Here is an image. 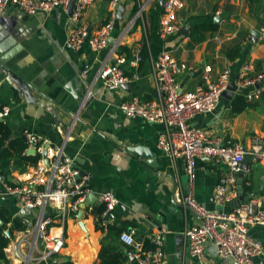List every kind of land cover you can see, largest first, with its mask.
Wrapping results in <instances>:
<instances>
[{"label":"crops","instance_id":"obj_1","mask_svg":"<svg viewBox=\"0 0 264 264\" xmlns=\"http://www.w3.org/2000/svg\"><path fill=\"white\" fill-rule=\"evenodd\" d=\"M160 2L120 0L119 5L125 8L123 19L116 15L109 45L100 51L87 44L79 51L67 47L68 35L77 23L71 22L63 8L36 15L12 6L0 11V15L16 18L10 33L15 43L8 49L14 57L6 65L0 63V106L11 107L5 120L11 130L10 139L29 131L44 142L40 152L47 144L63 149L76 167L90 176V194L96 197L89 204L85 198L80 210L66 221L64 230L59 223L50 229L52 236L65 233L62 253L52 260L31 264H54L57 259L72 264H100L104 247L123 256L125 264H136L134 250L121 240L125 232L133 234L146 249V242L151 244V237L160 234L168 264H237L231 258L221 259L212 243L201 260L188 256L185 231L196 224V217L176 201L177 192L186 194L191 188L185 163L181 159L173 161L158 148L157 138L165 130L163 124L128 118L120 105L134 98L150 101L159 97L152 62L161 52L187 65V70L177 77L183 91H193L203 83L206 66L213 68L215 78L229 68L235 80L246 65L252 67L254 76L264 65V0H184V8L178 12L180 31L166 38L160 35ZM109 17L110 0H94L80 23L95 35ZM196 26L203 28L192 40L190 34ZM254 31L261 34L255 42ZM5 41L0 31V47ZM119 41L123 47L120 53L127 59L123 68L132 80L125 87L109 90L96 77L106 63L115 62L112 49ZM137 52L144 59L132 66ZM84 71L86 78H82ZM10 72L34 88L31 94L36 103L24 98ZM237 95L243 96H223L213 114L198 115L189 124L203 128L212 138L238 141L245 146L264 138V95L254 101L244 96L255 105L236 112L233 99ZM137 147L147 148L152 158L129 152V148ZM245 166L238 174L234 203L217 207L213 195L226 167L209 159L199 160L193 190L197 201L220 211H230L249 199L264 206V165L250 158ZM21 173L13 164L5 176L0 175V211H8L26 227L18 230L13 222L4 223L5 230H10L11 248L22 236L32 240L37 220L36 211L23 214L17 201L3 192L4 183ZM104 192H112L119 202L105 218L101 215L105 208L99 200ZM251 233L264 247V227L254 228ZM42 248L40 237L35 254L40 255ZM27 250L28 246H24V252ZM5 253L10 263L20 264L13 249Z\"/></svg>","mask_w":264,"mask_h":264},{"label":"built area","instance_id":"obj_2","mask_svg":"<svg viewBox=\"0 0 264 264\" xmlns=\"http://www.w3.org/2000/svg\"><path fill=\"white\" fill-rule=\"evenodd\" d=\"M70 1L0 0V11L12 6L26 14L36 15L52 12L56 8L67 10ZM119 1L110 0L109 22L97 34L91 35L88 26L80 22L94 0H76L70 18L71 22L77 24L68 35L67 47L75 51L81 50L86 44L94 51L106 48L114 30ZM184 5V0L165 1L159 20L163 38L180 31L178 12ZM120 46L121 41L113 45L115 62L106 63L96 77L109 90H117L132 80L123 68L127 59L120 53ZM142 61L141 53L137 52L131 65L138 66ZM152 64L159 97L150 101L137 98L127 100L120 105V110L128 118L140 117L151 123L163 124L165 130L157 138L158 148L173 161L181 159L185 163L191 188L186 194L177 192L176 201L196 217V224L185 231L188 256L201 260L212 243L217 247L221 259L231 258L237 264H264L262 242L251 233L254 228L264 227L263 204L256 199H249L230 211L210 210L197 201L193 192L198 161L209 159L226 167L213 195L215 205L224 207L234 203L238 174L242 171L246 156L264 165V138L245 146L238 141L212 138L203 128L189 124L198 115L213 114L230 83L235 86L234 94L242 93L249 101L261 99L264 95V65L254 76L251 75L252 67L244 66L235 80H232L229 68L223 69L215 78L213 68L206 66L202 75L203 83L193 91H183L177 77L187 70L186 64L178 62L168 52H161ZM86 75L87 71L82 72V78H86ZM10 113V106H0V120L5 122ZM23 135L27 143L26 152L36 150L42 154L40 151L44 142L40 137L29 131H24ZM47 152L46 159L42 156L37 164L26 168L16 179L3 185L6 196L14 198L24 210L37 212L32 240L22 236L15 240L12 248L8 245L5 249L6 252L13 249L20 264L52 260L61 254L66 247L65 233L61 231L59 235L52 236L51 228L59 223L64 230L68 218L80 210L85 198L92 192L90 176L77 168L74 160L63 149L50 146ZM99 200L105 207L101 214L103 218L119 204L112 192L102 193ZM40 237L43 248L39 255L35 252L39 250ZM121 240L134 250L136 264H168L160 234L151 237L152 246L148 249L131 233H123ZM24 246H28L26 252Z\"/></svg>","mask_w":264,"mask_h":264},{"label":"trees","instance_id":"obj_3","mask_svg":"<svg viewBox=\"0 0 264 264\" xmlns=\"http://www.w3.org/2000/svg\"><path fill=\"white\" fill-rule=\"evenodd\" d=\"M138 5L135 6V11L137 12ZM110 19V17H109ZM109 19L106 20V24L109 22ZM203 28L202 26H196L190 37L194 40L195 35L199 32V30ZM120 51H123V47L120 48ZM144 59V58H143ZM262 68V67H261ZM254 103H250L244 96L237 95L233 99V109L236 112H241L247 109L248 107L254 106ZM11 130L7 123L0 122V175L5 176V174L10 170L11 166L15 164L20 170L24 171L28 166L37 164L42 158V154L38 153L36 155H27V143L26 138L22 134V136L15 138L13 140L10 139ZM105 208V207H104ZM103 210V209H102ZM101 210V211H102ZM102 214V213H101ZM0 217L4 221V223L13 222L15 227L18 230H23L25 224L20 220L13 218V216L8 211H0ZM4 225H0V261L1 264H12L7 259V255L5 253V249L11 242V239L4 235ZM147 248L151 247V244L146 242ZM101 260L100 264H125V258L120 254H113L111 249L104 247L99 255ZM54 264H72L71 262H60L58 259Z\"/></svg>","mask_w":264,"mask_h":264},{"label":"water","instance_id":"obj_4","mask_svg":"<svg viewBox=\"0 0 264 264\" xmlns=\"http://www.w3.org/2000/svg\"><path fill=\"white\" fill-rule=\"evenodd\" d=\"M165 1L166 0H161V2H160V6L162 8L164 7ZM75 3H76V0H71L69 5H68L67 13L69 14V16H72V14H73ZM124 12H125V8L122 5H119L118 9H117V18L122 20ZM15 19L16 18H13V17L10 18V17H7L5 15H0V31L6 37L5 44L2 47H0V63L4 64V65H6L12 57H14V55H12V52L8 51V49L11 46H13L15 43L14 38L10 36V33L13 32L12 27H13V23H14ZM1 29H3V31ZM5 29L7 30V32ZM253 36H254V38H252V40L255 42L256 38H259L261 36V34L259 32L254 31ZM110 42H112V40ZM10 73L12 75V79L14 80L16 85L18 86V88H19L20 92L23 94L24 98L31 103H36L37 99L34 98L31 94V89H34V88H32V86L28 83V81H26L24 78L19 77L17 74H15L13 72H10ZM126 85L127 84L123 85V87H125ZM258 87H260V86H258ZM235 90H236L235 86L232 83H230L229 86L227 87V90L223 92V96L228 97V98H232ZM0 122H4V121L0 120ZM50 146H51L50 144H47L45 146V150L42 152V156L45 159L48 157L47 148ZM129 152H131V154H134L136 156H141L145 159H149V158L151 159L152 158V153H150L148 151V149L145 147L129 148ZM27 154L28 155H36L37 152H36V150H29L27 152ZM249 159H250V157L246 156L244 164L242 166L243 170L246 169L245 165L249 161ZM94 198L96 199L95 196H93L92 194H89L86 197L85 203L89 204V200H93ZM26 212L30 213L32 211L24 210L23 214H26ZM46 215H48V213H46ZM82 217H83V212L80 211L78 218L81 220ZM80 224H81V226L84 227L83 222H80ZM0 225H2V226L4 225V222L1 219H0ZM4 235L10 238L11 237L10 230H8V229L5 230ZM1 263L2 262L0 261V264Z\"/></svg>","mask_w":264,"mask_h":264}]
</instances>
